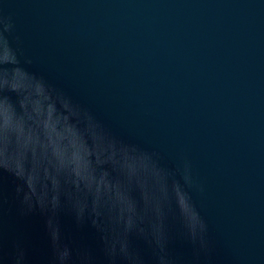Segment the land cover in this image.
<instances>
[{"label": "water", "instance_id": "95a60500", "mask_svg": "<svg viewBox=\"0 0 264 264\" xmlns=\"http://www.w3.org/2000/svg\"><path fill=\"white\" fill-rule=\"evenodd\" d=\"M30 71L89 107L115 134L192 161L207 225L188 235L173 203L163 252L129 236L141 264H264V0H0ZM19 181L0 171V264H129L104 233L26 211Z\"/></svg>", "mask_w": 264, "mask_h": 264}, {"label": "clouds", "instance_id": "9594fccd", "mask_svg": "<svg viewBox=\"0 0 264 264\" xmlns=\"http://www.w3.org/2000/svg\"><path fill=\"white\" fill-rule=\"evenodd\" d=\"M11 13L0 9V171L20 182L26 211L47 214L59 240V211L68 207L78 222L91 220L109 256L141 264L130 251L135 233L161 252L171 205L180 209L193 241L203 243L207 225L192 193L204 191L192 161L180 154L169 167L162 153L115 134L89 107L44 76L30 71ZM61 264L70 250L58 248ZM160 264H167L161 256Z\"/></svg>", "mask_w": 264, "mask_h": 264}]
</instances>
